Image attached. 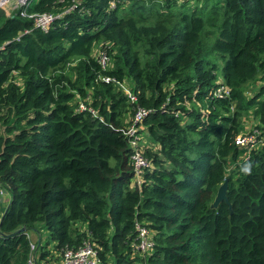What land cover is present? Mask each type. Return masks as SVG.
Here are the masks:
<instances>
[{
  "label": "trees",
  "instance_id": "trees-1",
  "mask_svg": "<svg viewBox=\"0 0 264 264\" xmlns=\"http://www.w3.org/2000/svg\"><path fill=\"white\" fill-rule=\"evenodd\" d=\"M113 1L38 0L29 13L77 5L48 32L0 10V264H29L30 232L41 258L87 241L100 264H264V148L239 163L235 145L255 105L264 124L246 94L264 75V0ZM103 44L108 71L93 57ZM220 80L228 98L214 97ZM138 108L151 143L140 185ZM138 222L154 235L146 257Z\"/></svg>",
  "mask_w": 264,
  "mask_h": 264
},
{
  "label": "built area",
  "instance_id": "built-area-1",
  "mask_svg": "<svg viewBox=\"0 0 264 264\" xmlns=\"http://www.w3.org/2000/svg\"><path fill=\"white\" fill-rule=\"evenodd\" d=\"M10 0H0L1 4L5 5ZM38 0H14L15 7L13 10V18L21 17L33 21L34 27L48 32L49 28L55 23L56 20L63 17L66 13H70L76 8L77 5H73L63 13L59 14H37L29 13V9L33 3ZM116 0L113 1L111 8H116ZM29 33V32H27ZM109 44H103L100 47H96L93 51V57L98 61L103 71H108L112 67V59L109 55ZM4 50V46L0 47V53ZM104 81H110L109 78H103ZM221 81V80H220ZM222 84L214 93L215 98H228L230 96V89ZM264 89V75L256 81L255 86L252 88V92H258L259 88ZM128 92V90L126 89ZM251 96L250 93H248ZM254 97V96H252ZM132 103L137 101L135 95L129 96ZM79 110H87V106L84 103L79 105ZM149 114V111L143 108H138L131 119V125L128 129L129 145L131 148V165L135 174V181L137 184H141L142 176L150 169L151 163L144 155V149L150 148L149 142L145 130L142 128L144 119ZM260 120V119H259ZM253 122L252 126L243 124V129L240 135L235 141L236 147L241 151V156L238 159L239 163H243L251 158L252 154L259 152L264 148V125L260 121ZM235 165H232L229 169H233ZM2 214L0 213V221ZM152 231L142 223L136 224V239L133 243V248L136 253L146 257L152 254L154 247V237ZM29 264H100L98 259L97 250L91 242H84L78 248H68L63 253L57 254L51 251V254L47 257L41 258L39 253V245L35 242L31 243V254Z\"/></svg>",
  "mask_w": 264,
  "mask_h": 264
},
{
  "label": "rangeland",
  "instance_id": "rangeland-1",
  "mask_svg": "<svg viewBox=\"0 0 264 264\" xmlns=\"http://www.w3.org/2000/svg\"><path fill=\"white\" fill-rule=\"evenodd\" d=\"M127 4H129V3H127ZM1 5H2V7H0V10H3L6 13L7 16L12 17L13 16V10L12 9L15 7L14 0L8 1L5 5H3V4H1ZM129 6L130 5L124 6V9H127ZM209 7H211V6L209 5ZM209 7H208V9H209ZM219 63H220V67L222 68L224 63L222 61H219ZM250 94H251V96H249V97H252L253 94H252L251 91H250ZM261 101L263 102V99ZM256 110H257V105H255L251 109V111H249V113L244 117L243 124L244 123L247 124V122L250 123L252 120H253V122L257 123V121L259 120V117L255 115ZM230 175H232V173ZM0 195H1V189H0ZM216 197H217V195H216ZM10 200H11V195L9 193L5 194L4 195V203H3V205L7 207L9 205V203H10ZM29 235H30L32 241L37 243V238H39V234L36 233V232H30ZM45 236H47V235L46 234L43 235V232H42V237H43L42 238V243H45V241H46V237Z\"/></svg>",
  "mask_w": 264,
  "mask_h": 264
},
{
  "label": "water",
  "instance_id": "water-1",
  "mask_svg": "<svg viewBox=\"0 0 264 264\" xmlns=\"http://www.w3.org/2000/svg\"><path fill=\"white\" fill-rule=\"evenodd\" d=\"M228 181H226L218 190L217 193V197L212 205V209H216L218 207V205L223 202V201H227V190H228ZM7 194V191L3 188H1V195H0V213L2 214V216L5 215V213L8 210V207L4 206V195ZM25 228H22L18 231L19 233H24L25 232Z\"/></svg>",
  "mask_w": 264,
  "mask_h": 264
},
{
  "label": "crops",
  "instance_id": "crops-1",
  "mask_svg": "<svg viewBox=\"0 0 264 264\" xmlns=\"http://www.w3.org/2000/svg\"><path fill=\"white\" fill-rule=\"evenodd\" d=\"M256 83V82H255ZM255 83H253V84H251L250 86H248V89H247V91H246V94L249 96V94L248 93H250V91L252 92V88H253V86H255ZM252 94H253V96L255 97L256 95H258V98L256 99L257 100V102H261V100L263 99V102H264V89H263V87H261V88H259V90H258V92H252ZM251 98V97H250ZM247 124L249 125V127H251L252 126V124H253V120L250 122V123H248L247 122ZM0 189H1V186H0ZM10 202H11V200H10ZM10 204V203H9ZM8 207V206H7ZM44 234H46V233H44L43 232V235ZM44 237V236H43ZM42 237V238H43ZM46 237V236H45ZM31 238V237H30ZM40 238H41V236L39 235V238H37V242L39 243L40 242ZM53 246H50V249H53L52 248ZM54 253H55V251H53Z\"/></svg>",
  "mask_w": 264,
  "mask_h": 264
}]
</instances>
